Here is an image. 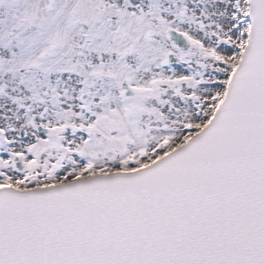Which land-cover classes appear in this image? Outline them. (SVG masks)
<instances>
[{
    "label": "snow or ice",
    "instance_id": "1",
    "mask_svg": "<svg viewBox=\"0 0 264 264\" xmlns=\"http://www.w3.org/2000/svg\"><path fill=\"white\" fill-rule=\"evenodd\" d=\"M0 264H264V0H0Z\"/></svg>",
    "mask_w": 264,
    "mask_h": 264
}]
</instances>
